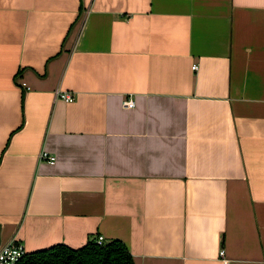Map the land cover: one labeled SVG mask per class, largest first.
<instances>
[{
    "label": "crops",
    "instance_id": "obj_1",
    "mask_svg": "<svg viewBox=\"0 0 264 264\" xmlns=\"http://www.w3.org/2000/svg\"><path fill=\"white\" fill-rule=\"evenodd\" d=\"M99 235L264 264V0H0V245Z\"/></svg>",
    "mask_w": 264,
    "mask_h": 264
},
{
    "label": "trees",
    "instance_id": "obj_2",
    "mask_svg": "<svg viewBox=\"0 0 264 264\" xmlns=\"http://www.w3.org/2000/svg\"><path fill=\"white\" fill-rule=\"evenodd\" d=\"M19 264H135V261L120 240H111L103 245L93 240L80 248L59 244L30 252Z\"/></svg>",
    "mask_w": 264,
    "mask_h": 264
},
{
    "label": "built area",
    "instance_id": "obj_3",
    "mask_svg": "<svg viewBox=\"0 0 264 264\" xmlns=\"http://www.w3.org/2000/svg\"><path fill=\"white\" fill-rule=\"evenodd\" d=\"M196 68L197 66H193L194 70ZM22 86H24L27 90L29 89L25 82L22 83ZM57 96L66 102H73L75 100V96L68 91L59 90L57 92ZM122 105L126 109H132L135 107V100L131 96L127 97L123 101ZM40 158L41 160H46L52 164L56 161V157L46 151H43L40 154ZM95 242L98 245H103L106 241L104 236L99 235ZM27 254L28 252L24 244L17 238H12L10 241L0 245V264H19ZM221 255L224 256V250H222ZM226 264H228V261H226Z\"/></svg>",
    "mask_w": 264,
    "mask_h": 264
}]
</instances>
